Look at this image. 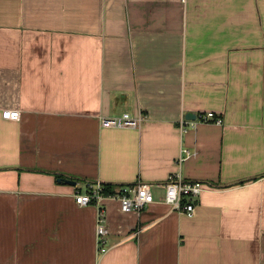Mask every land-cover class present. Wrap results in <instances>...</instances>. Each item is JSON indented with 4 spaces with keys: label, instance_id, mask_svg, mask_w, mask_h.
<instances>
[{
    "label": "crops",
    "instance_id": "obj_1",
    "mask_svg": "<svg viewBox=\"0 0 264 264\" xmlns=\"http://www.w3.org/2000/svg\"><path fill=\"white\" fill-rule=\"evenodd\" d=\"M171 174L212 187L192 217ZM137 181L101 253L74 190ZM0 264H264V0H0Z\"/></svg>",
    "mask_w": 264,
    "mask_h": 264
},
{
    "label": "built area",
    "instance_id": "obj_2",
    "mask_svg": "<svg viewBox=\"0 0 264 264\" xmlns=\"http://www.w3.org/2000/svg\"><path fill=\"white\" fill-rule=\"evenodd\" d=\"M183 1L185 2L186 0ZM3 115L5 118L18 120L21 117V112L18 108L6 109L3 111ZM200 119L205 122L223 123V118L216 115L213 111L201 114ZM145 120L146 118L142 111H139L137 114L125 111L121 114L103 116L101 124L104 127L139 128ZM186 124L187 122H181L184 130L186 129ZM182 151L186 155L189 154L187 148H184ZM164 186L165 202L171 206L172 210L185 213L191 217L196 212V199L205 190L212 189L211 186L199 180H184L179 174H171ZM103 189L104 186L101 182H88L84 188L76 187L74 190V197L79 206L94 204L98 208L96 241L101 253H105L108 250L106 243L109 228L104 207V200L106 198L117 199L120 202L121 210L124 212L132 210L140 211L155 200L151 185L146 182L137 181L132 184L123 185L117 193L112 194L104 193Z\"/></svg>",
    "mask_w": 264,
    "mask_h": 264
},
{
    "label": "trees",
    "instance_id": "obj_3",
    "mask_svg": "<svg viewBox=\"0 0 264 264\" xmlns=\"http://www.w3.org/2000/svg\"><path fill=\"white\" fill-rule=\"evenodd\" d=\"M103 186H104L103 192L107 194L117 193L121 188L111 183H103Z\"/></svg>",
    "mask_w": 264,
    "mask_h": 264
},
{
    "label": "water",
    "instance_id": "obj_4",
    "mask_svg": "<svg viewBox=\"0 0 264 264\" xmlns=\"http://www.w3.org/2000/svg\"><path fill=\"white\" fill-rule=\"evenodd\" d=\"M189 117V115H188ZM192 118H196V115L193 116ZM59 180H63L64 182L68 183V184H76L77 181L75 179H72V178H60Z\"/></svg>",
    "mask_w": 264,
    "mask_h": 264
}]
</instances>
